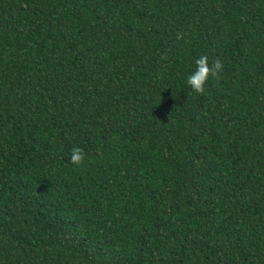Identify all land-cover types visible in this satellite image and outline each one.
Instances as JSON below:
<instances>
[{
  "label": "trees",
  "instance_id": "trees-1",
  "mask_svg": "<svg viewBox=\"0 0 264 264\" xmlns=\"http://www.w3.org/2000/svg\"><path fill=\"white\" fill-rule=\"evenodd\" d=\"M0 264H264V0H0Z\"/></svg>",
  "mask_w": 264,
  "mask_h": 264
},
{
  "label": "clouds",
  "instance_id": "clouds-1",
  "mask_svg": "<svg viewBox=\"0 0 264 264\" xmlns=\"http://www.w3.org/2000/svg\"><path fill=\"white\" fill-rule=\"evenodd\" d=\"M194 63L196 66L195 70L187 77L186 84L194 93L202 95L205 92V84L209 77H216L223 69V64L219 59H217L210 66L206 55L200 56ZM84 159L85 153L83 149L78 146H74L70 154L71 163L80 166L82 165Z\"/></svg>",
  "mask_w": 264,
  "mask_h": 264
}]
</instances>
